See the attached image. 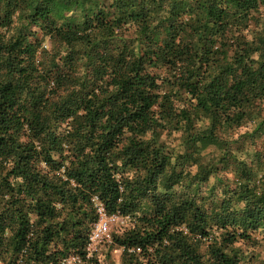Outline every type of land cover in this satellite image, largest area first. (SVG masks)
Wrapping results in <instances>:
<instances>
[{
  "label": "trees",
  "instance_id": "obj_1",
  "mask_svg": "<svg viewBox=\"0 0 264 264\" xmlns=\"http://www.w3.org/2000/svg\"><path fill=\"white\" fill-rule=\"evenodd\" d=\"M81 1L0 0V264H113L89 251L100 209L133 221L122 264H242L264 154L223 134L264 109V0Z\"/></svg>",
  "mask_w": 264,
  "mask_h": 264
},
{
  "label": "rangeland",
  "instance_id": "obj_2",
  "mask_svg": "<svg viewBox=\"0 0 264 264\" xmlns=\"http://www.w3.org/2000/svg\"><path fill=\"white\" fill-rule=\"evenodd\" d=\"M112 0H83L80 5H85V7H80L78 12L82 9L88 13L95 12L100 5H111ZM262 19L264 21V8L262 9ZM35 30L39 28L34 27ZM14 27H11L9 34L13 33ZM47 46L51 47V43L47 41ZM264 118V109L254 108L249 112V115L245 123L233 129H229L228 132L223 134L224 137H229L231 139L237 138L239 140L236 143V147H240L239 155L244 157L248 156V152L252 153L255 149H259L264 154V133L253 137L252 132L256 128V125L262 121ZM251 135V136H250ZM161 140L164 141L171 149H180L182 147L183 134L181 130L166 131L161 136ZM184 146L182 147V149ZM185 149V148H184ZM221 152L216 146H209L204 150L206 153V158L203 159L202 164H206L212 159H217L213 155H217ZM254 153H252L253 156ZM249 157V156H248ZM197 166L193 165L192 170H196ZM227 179L234 178V172L231 169H226L222 172ZM216 177H211L209 182L203 185V189L206 190L207 187L211 186L216 182ZM218 192L220 189H217ZM108 222V229L99 226L100 223ZM133 225V221L130 217L116 216L115 219L111 216L103 214L98 223H96L92 229L90 236L89 251L91 255H96L102 262H110L113 264H122L121 256L123 249L116 244H113V235L115 233H122L124 230L130 228ZM102 227V228H101ZM236 246L240 250L242 257V264H264V239L259 236L258 240L249 242H240ZM79 260L75 257H71L69 261L65 264H77Z\"/></svg>",
  "mask_w": 264,
  "mask_h": 264
},
{
  "label": "built area",
  "instance_id": "obj_3",
  "mask_svg": "<svg viewBox=\"0 0 264 264\" xmlns=\"http://www.w3.org/2000/svg\"><path fill=\"white\" fill-rule=\"evenodd\" d=\"M100 213H101V217H102L103 214H105V213L103 212V209H100ZM105 215H106V214H105ZM116 216H118V215H113V216H111V218L115 219ZM100 219H101V218H100ZM107 223H108L107 221L104 222V223H100L99 226H102L103 228L108 229V225H107ZM102 227H101V228H102Z\"/></svg>",
  "mask_w": 264,
  "mask_h": 264
}]
</instances>
